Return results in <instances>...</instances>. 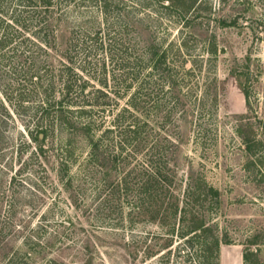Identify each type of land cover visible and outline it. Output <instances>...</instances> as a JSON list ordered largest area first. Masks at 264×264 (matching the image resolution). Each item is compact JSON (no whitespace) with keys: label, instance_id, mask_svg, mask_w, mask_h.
<instances>
[{"label":"trees","instance_id":"trees-1","mask_svg":"<svg viewBox=\"0 0 264 264\" xmlns=\"http://www.w3.org/2000/svg\"><path fill=\"white\" fill-rule=\"evenodd\" d=\"M78 1L0 0V264H72L75 257L79 264L91 262L85 254L89 239L81 238L78 249L68 252L70 244L56 227L49 228L43 213L33 222L41 208L36 198L43 199L39 170L55 171L71 206L86 207L84 211L94 219L111 215L115 204L130 197V221L165 227L168 236L162 247L172 245V235L180 227V237L189 242L201 239L200 248L219 264V239L208 240L211 228L193 210L204 200L218 205L219 190L192 170L179 175L177 161L187 130L202 139L210 136L206 120L215 115L217 92L215 79H204L202 71L214 65L215 36L204 30L196 34L204 57L188 54L182 33L166 42L152 31L135 32L127 25L112 32L101 26L71 28L67 14ZM81 1L94 3L103 20L114 2ZM168 1L176 6L177 0ZM218 24L234 26L235 21L220 19ZM92 54L97 59L89 66L85 63ZM80 56L84 61L78 63ZM107 61L114 67L112 73L118 67L120 77L125 76L124 91L133 90L126 92L127 105L115 109L105 125L102 113L125 94L108 89ZM257 61L247 54L229 67L230 75L240 80L245 103V112L233 116L234 131L250 156L264 151V132L261 126L254 127L249 114L260 75ZM113 79L118 81L114 74ZM59 138L70 150L52 153ZM77 140L86 142L87 153L72 174L71 144ZM130 158L137 160L131 163ZM29 165L33 174L24 180L22 174ZM89 190L91 209L85 205ZM181 190L183 198L178 195ZM67 223L73 234L78 226L83 229L71 219ZM64 252L71 255L68 262ZM248 260L249 254L243 252V262Z\"/></svg>","mask_w":264,"mask_h":264},{"label":"rangeland","instance_id":"rangeland-1","mask_svg":"<svg viewBox=\"0 0 264 264\" xmlns=\"http://www.w3.org/2000/svg\"><path fill=\"white\" fill-rule=\"evenodd\" d=\"M78 2L67 14V25L71 28L79 25L101 26L112 32L127 25L135 32L152 31L160 41L166 42L175 34L177 37L182 33L187 39L188 54H201L204 57L206 52L203 43L197 40L199 36L196 34L204 30L215 36L218 53L214 65L210 69L206 65L202 71L204 79H215L217 92L215 115L206 120L207 126H210V136L202 139L192 129L185 132L177 154L178 174L186 176L192 170L194 175H203L208 183L219 190L218 205L204 200L202 204L193 206V210L199 216L203 215L210 226L208 240L215 237L219 239V253L222 248L224 262L230 264V252L233 247H238L242 254H249L247 264H264V151L250 156L234 131L233 116L245 112V103L239 78L229 73L234 59L250 54L251 58L259 61L255 62L260 75L254 83L255 90L251 95L253 110L249 114L255 123L254 127L259 125L264 132V0H177L175 7H171L168 0H114L105 20L99 15L94 3ZM220 19L227 22L234 20L235 25L223 26L218 24ZM87 59L85 64L93 66L97 57L92 54ZM77 61L83 62L84 57H78ZM112 69L114 67L107 61L108 89L125 94L116 103L112 101L102 113L105 125L109 124L115 109L127 105L126 92L133 90L124 91L125 76L120 77L118 67L114 73ZM23 71H20V77H23ZM113 74L118 81L113 79ZM88 77L91 84L99 86L96 79ZM13 134L15 137L18 135L16 131ZM64 149L70 150L69 145L59 138L53 143L51 152L57 151L59 154ZM71 149L73 158L70 173L75 174L87 153V144L82 140L73 141ZM29 151L23 158L28 156ZM256 156L260 158L258 161H255ZM130 160L133 163L137 159ZM28 174H33L30 165L22 178L26 180L25 175ZM38 177L41 184L39 192L43 199L40 201L36 198L41 208L33 216V222L43 213L49 228L56 227L61 232L60 237L70 244L68 252L78 249L81 238L89 239L85 251L91 257L89 264H215L214 257L211 254L208 256L209 253L200 248L201 239L194 238L189 242L187 237H180V227L172 235V245L162 247L168 236L165 227L138 219L130 221L129 218L133 216L130 197L122 198L121 204H115L111 215L94 219L87 210L84 211L86 207L75 209L71 206L69 193L62 189L55 171L44 173L39 170ZM88 194L85 205L91 209L90 190ZM178 195L183 198L182 190ZM185 211L188 217L190 209L186 208ZM68 219L79 223L83 229L78 226L73 234L71 227L67 226ZM147 251L154 253L146 256L144 252ZM62 256H65L66 262L71 258L67 252ZM75 258L71 263L79 264V257Z\"/></svg>","mask_w":264,"mask_h":264},{"label":"crops","instance_id":"crops-1","mask_svg":"<svg viewBox=\"0 0 264 264\" xmlns=\"http://www.w3.org/2000/svg\"><path fill=\"white\" fill-rule=\"evenodd\" d=\"M233 250L230 252L232 254V258L228 259V263L230 264H243V254L240 248L233 247ZM231 260V261H230ZM219 264H226L223 260V249L221 248L219 253Z\"/></svg>","mask_w":264,"mask_h":264}]
</instances>
